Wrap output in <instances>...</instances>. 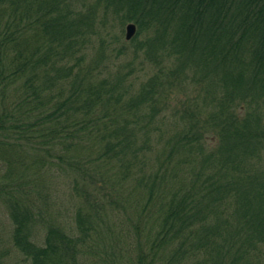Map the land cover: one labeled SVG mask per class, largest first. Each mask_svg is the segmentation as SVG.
Listing matches in <instances>:
<instances>
[{
	"label": "trees",
	"instance_id": "16d2710c",
	"mask_svg": "<svg viewBox=\"0 0 264 264\" xmlns=\"http://www.w3.org/2000/svg\"><path fill=\"white\" fill-rule=\"evenodd\" d=\"M60 4L0 0V94H17L15 104L0 113V149L8 152L9 167L19 166L16 175L11 169L5 175L6 190L0 192L14 225L15 246L31 264H81L85 253L99 249L115 256L124 247L106 222L108 212L120 209L129 218L123 230L132 228L136 238V254L127 264H157L164 254V264L186 257L195 264H264V0H92L85 9L64 11ZM97 7L112 11L120 23L133 22V39L145 32L144 41L137 43L158 64L126 107L140 111L150 105L151 116L154 104L164 101L172 88L182 97L188 87L193 91V82L199 92L197 101L185 97L179 104L182 122L176 137L156 149L153 172L138 178L147 195L133 214L136 219L121 194L123 172L99 169L110 167V159L123 162L125 148L131 147L138 158L148 147L131 144L134 129L120 112L111 119L108 108L113 106L95 109L101 92L116 103L122 95L114 86L104 89L109 82L104 78L98 87L90 83L93 73L101 71L98 61L85 66L83 56L73 54L69 66L53 61L63 44L73 52L79 26L94 33ZM62 77L68 89L60 99ZM207 77L212 88L204 98ZM102 129L117 140L103 142L89 158L90 166L82 164L80 149H93L90 136ZM209 132L215 133L212 147L207 146ZM75 144L79 153L68 155ZM175 148L183 155L179 164L171 159ZM46 163L69 166L78 175L72 187L78 200L73 233L34 210L37 184L30 170ZM83 198L86 203L79 205ZM38 219L46 226L42 244L31 239ZM108 237L113 244L106 247Z\"/></svg>",
	"mask_w": 264,
	"mask_h": 264
},
{
	"label": "rangeland",
	"instance_id": "374dc122",
	"mask_svg": "<svg viewBox=\"0 0 264 264\" xmlns=\"http://www.w3.org/2000/svg\"><path fill=\"white\" fill-rule=\"evenodd\" d=\"M91 1L92 0H61L60 6L63 11L78 10L80 8L85 9L84 7L89 5ZM102 12L104 13L102 14ZM111 12L107 10L104 11L102 7L95 8V19H92L94 23V33H90V31L85 33L83 31L84 27L80 28L79 26L78 36L75 40L76 46L73 52H70V49L66 51L65 44H63L53 61L55 66H69L76 56L81 55L83 56L82 60L85 66L91 65L93 61H98L97 67L99 63H101L97 68V70L101 68V71L97 74H94L96 72L93 73V77H96L91 80L90 83L93 84V87H98L100 84L98 80L102 78L109 80L103 88L110 91L111 86H114L115 90H117L115 93L121 94L122 99L116 103L114 97L107 95L105 91L101 92L103 93L102 98L96 101L98 103L95 109L97 108V110H99L102 104L113 106L114 109L108 108V110H110L108 112L110 114L113 113L111 119H114L116 114L120 112L123 118H127L130 121L128 126L134 129L135 134L129 137L131 144L136 146L144 142L148 145L144 150H140L138 158L133 157V150H129V148H131L129 147L128 149L125 148L126 151L124 152L123 162L118 158L117 161L110 159V167H99V169L107 168L108 173L115 170V168L119 173L123 172L126 183L122 188L121 194L130 201V208L127 211L130 212L131 217H134L133 214L139 209L147 195L146 186L139 183L138 178L144 173L150 174L153 172V169L156 168L153 163L157 153L156 149L169 142L168 139L171 137L173 139L176 137L182 122L180 114L178 113L179 104L185 100V97H190L192 100L194 99V101H197L196 99L199 97V92L197 83L193 82V91L188 87L185 96L183 95L182 97H180L179 91L172 88V92L167 93L164 101L157 102V105L154 104L155 110L151 116H149L150 105L144 106L140 111H134L126 107V100L130 95L138 92L140 84L149 79L155 69H157L158 64L153 57L151 59L147 57L148 49L146 46L137 43L138 41H144L146 38L144 35L145 32L138 34L136 39H133L137 32V27L135 26L136 28L133 36L130 39H126L125 26L130 22L120 23V21L114 17V13L112 14ZM56 13L57 12H53L52 15ZM70 16L73 17L74 15L70 14ZM122 49V53L118 52ZM136 52L137 56L135 57ZM40 53H45V50L40 51ZM69 54H73L75 57ZM172 63L176 64L175 61L171 60V64ZM29 69V67L26 68V73L29 72ZM188 75H190V73ZM69 76L70 75H68V77ZM21 78L23 77H19V85L22 83ZM208 78L209 77L206 78L205 82H202L201 96L204 98L208 96V91L212 88ZM65 79L64 77H62L61 80L59 79L60 85H64V90L61 92L60 99L63 98L68 89V87L65 88L67 84ZM187 81L191 82V79L188 77ZM114 83H119V85L116 86ZM16 96L17 94L11 90L5 92L4 95L0 94V113L11 108L12 105L15 104ZM123 102L125 107L123 106ZM123 118L118 120L119 123H122ZM111 119H104V122H110ZM142 126H144V128H142ZM210 129L211 127H209L208 130ZM91 135L90 138L92 139L89 141L94 142L92 144L93 149L81 148L79 154L81 156L80 162L87 166H90L91 159L89 158L95 157L96 151L102 147L103 142L113 141L114 143L117 140L116 135H109L104 129L100 130L96 136L95 131H93ZM214 135L215 133L213 132L206 134L208 138L207 146L212 145L211 142H213V140H210V137ZM100 136H102V139ZM69 146L72 147V144H69ZM73 147L74 148H70L67 152L70 156L79 153L76 144ZM52 151L54 150L50 151L51 155ZM55 151L66 153L65 149L60 147H55ZM40 153L48 155L44 151H40ZM174 158L176 164H179L180 159H183V155L180 154L177 148H175V152L172 153L171 156L172 160H174ZM7 159L8 152L0 149V190L2 191L6 190H3V188H6L4 184L8 182V179L5 177L8 171L11 169L14 175L19 173L18 164L15 162L14 166L9 167L7 165ZM52 160L54 161L55 159ZM141 160L146 162L145 167ZM160 160H162V157ZM127 161H130V163L124 165ZM61 167L62 166L58 165L55 166L52 163H46V165L44 164L43 166L30 170L31 174H35V177L31 176V179L36 181L37 184L33 185L35 189L32 192L34 210L38 211L40 216L42 218L44 217L46 221L61 224L68 230L70 228L73 233L76 225L75 208L78 205V200L72 187L74 185L73 180L75 177L77 178L78 175H76L69 166ZM32 184L34 183H31V185ZM187 184H189V180ZM15 185H17V183H15ZM5 201V197L2 196L0 192V264H31L30 259L27 258L13 242L14 225ZM81 202L86 203L84 198L80 200L79 205ZM114 213L108 212L109 220L106 224L112 227V237L115 236L124 249L116 251L115 256L114 254L108 255L110 253L102 249L97 250L93 255L90 252L88 254L85 253L84 256L81 257V264H127L134 258L136 254L135 232L132 228H130L129 231L123 230L124 224L128 223V215L124 214V211L120 209H117ZM134 219L136 218L134 217ZM45 229V224L42 223L41 219H38L35 226L32 228L31 239L37 244H42ZM111 242L112 238L108 237L106 239V247H108ZM85 243L87 245L90 244L88 241ZM112 244L109 247H111ZM87 245L84 247H88ZM164 256L165 254L159 256L160 259L159 257L156 258V261L159 259L157 264L166 263ZM191 258L192 257H186V259L182 258L179 261H175L173 264H195L190 260Z\"/></svg>",
	"mask_w": 264,
	"mask_h": 264
},
{
	"label": "water",
	"instance_id": "95a60500",
	"mask_svg": "<svg viewBox=\"0 0 264 264\" xmlns=\"http://www.w3.org/2000/svg\"><path fill=\"white\" fill-rule=\"evenodd\" d=\"M135 24L130 22V23H127L126 26H125V38L126 39H130L133 34L135 33Z\"/></svg>",
	"mask_w": 264,
	"mask_h": 264
}]
</instances>
